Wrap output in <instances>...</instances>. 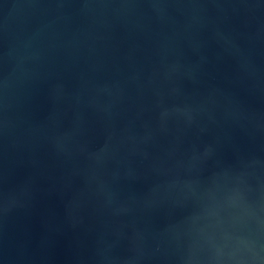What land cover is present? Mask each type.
I'll use <instances>...</instances> for the list:
<instances>
[{
  "label": "water",
  "instance_id": "95a60500",
  "mask_svg": "<svg viewBox=\"0 0 264 264\" xmlns=\"http://www.w3.org/2000/svg\"><path fill=\"white\" fill-rule=\"evenodd\" d=\"M0 264H264V0H0Z\"/></svg>",
  "mask_w": 264,
  "mask_h": 264
}]
</instances>
